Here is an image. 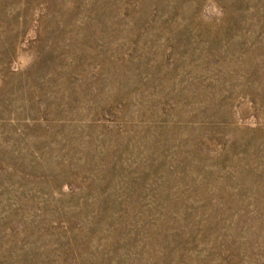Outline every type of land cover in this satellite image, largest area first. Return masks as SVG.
<instances>
[{"label":"rangeland","instance_id":"1","mask_svg":"<svg viewBox=\"0 0 264 264\" xmlns=\"http://www.w3.org/2000/svg\"><path fill=\"white\" fill-rule=\"evenodd\" d=\"M0 264H264V0H0Z\"/></svg>","mask_w":264,"mask_h":264}]
</instances>
